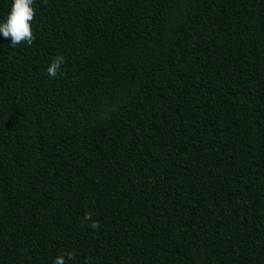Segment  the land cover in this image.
Wrapping results in <instances>:
<instances>
[{
  "label": "trees",
  "instance_id": "trees-1",
  "mask_svg": "<svg viewBox=\"0 0 264 264\" xmlns=\"http://www.w3.org/2000/svg\"><path fill=\"white\" fill-rule=\"evenodd\" d=\"M33 7L0 34V264H264V0Z\"/></svg>",
  "mask_w": 264,
  "mask_h": 264
},
{
  "label": "clouds",
  "instance_id": "clouds-1",
  "mask_svg": "<svg viewBox=\"0 0 264 264\" xmlns=\"http://www.w3.org/2000/svg\"><path fill=\"white\" fill-rule=\"evenodd\" d=\"M35 0H11V6L4 20L0 21V34L5 39H11V47L21 44L31 46L35 40V35L31 27V22L35 18V9L33 7ZM65 62L62 54L54 56L47 66V75L55 78L60 73L61 66ZM62 75V73H60ZM92 219L91 212H85L84 220ZM93 229L99 227L98 221L91 223ZM68 259L73 258L72 253L66 254ZM65 254L57 255L53 264H65ZM91 264V261H88Z\"/></svg>",
  "mask_w": 264,
  "mask_h": 264
}]
</instances>
